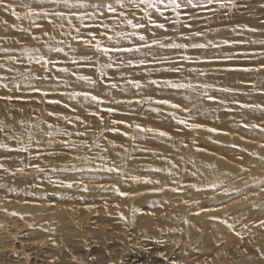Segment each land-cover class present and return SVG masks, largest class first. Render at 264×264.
Instances as JSON below:
<instances>
[{
	"label": "rangeland",
	"instance_id": "374dc122",
	"mask_svg": "<svg viewBox=\"0 0 264 264\" xmlns=\"http://www.w3.org/2000/svg\"><path fill=\"white\" fill-rule=\"evenodd\" d=\"M177 2L0 0V264H264V0Z\"/></svg>",
	"mask_w": 264,
	"mask_h": 264
},
{
	"label": "snow or ice",
	"instance_id": "6c2138e0",
	"mask_svg": "<svg viewBox=\"0 0 264 264\" xmlns=\"http://www.w3.org/2000/svg\"><path fill=\"white\" fill-rule=\"evenodd\" d=\"M64 2H65V4H67V0H64ZM129 2L132 3V4H136L137 7L143 6L144 15L147 16L148 15L147 9L156 8L158 5L164 3V0H129ZM187 2L189 4H192L193 0H187ZM212 2H213V0H208V3H212ZM229 2H230V0H229ZM165 6L166 7L171 6L174 9H179L181 7V5L177 2V0H168V4L165 5ZM221 6L223 7V2H221ZM76 7H78L79 9H84L85 11H83L82 13L73 12V13H71V15H75L76 18L78 20H80L82 22L83 26H85V27H93V26L101 27V26H103L102 22L100 24H95V25L84 24L85 17H87V19H89V20H100L101 16H103L104 12H107L109 14L116 13V10L112 7L111 3H108L106 5L103 4V3H97V4L91 5V7L96 10L95 13H89V12L86 11V9L89 7L88 4L80 3ZM5 8L7 9V5H5ZM13 15H15V12H13ZM35 15L40 16V17H45V18H47V17H49L51 15H54V16H57V17H64L65 13L61 12V11H55V12H52V13L41 11V12L35 13ZM118 15H123V13H120ZM49 22H51V21H49ZM69 23H71V21H69ZM127 24L130 27L137 28V29L141 28V27H145V25H143L141 23L133 24V22L131 20H128ZM155 26L163 27V25H155ZM248 30L249 31H255V29H248ZM77 31H79V30L77 29ZM104 34H105L104 32L100 33V35H104ZM79 39H80V42H85L84 37H80ZM92 39L95 40V35L92 36ZM108 39L111 40L112 37L109 36ZM139 40L141 42H143L145 40V37L143 35H140L139 36ZM86 46H94L97 51H102L104 54H108L109 52L131 53L133 51H139L140 50L139 47H137L135 49H133V48H124V47H116V48L103 47L102 48L99 42L95 43V45H86ZM142 46L143 47H151V45H149L147 43L142 44ZM161 47H164V46L161 45ZM169 47L181 48L182 45H180V44H172ZM193 47H195V48H203V47H205V45H203V44H193ZM56 51H60V49H56ZM26 54H27V52H26ZM36 62L40 63L42 65H46V64L50 63V61L45 60L42 57H38L36 59ZM131 63L132 62L129 61V64H131ZM145 63H146V61H140V64H145ZM176 71H179V69H176ZM243 71H251V69L245 68V69H243ZM83 79H87V78L85 77ZM129 83H133V86L135 88H137V89H139L141 87V84L139 82L129 81ZM151 83L152 84H157V81L153 80V81H151ZM163 84L166 87L172 88V89H181V88H185L186 87V85H184V84L172 83L171 81H164ZM204 87H208V85H205ZM222 91H228V89H222ZM41 94L46 96L48 93L44 92V93H41ZM72 95H73V97H78V96L82 95L85 100H91V101L96 102L98 104H102L103 103V100H101L100 98H98L95 95H91L88 92H83V93L75 92ZM9 99H11V98L9 97ZM209 99H212V97H209ZM155 103L166 105V106L171 107V108H178L179 107V105L170 103L166 99L156 100ZM240 107H242V108L243 107H251V105H243V104H241ZM256 107H260V106L257 105ZM107 111L111 112L113 110L112 109H107ZM49 115H52V113H49ZM113 123H117V121H113ZM179 123H184V121H179ZM49 127H51V125H49ZM136 127H137V130L140 131V132H152L153 131V129H151V128L145 129V128L140 127L139 125H137ZM192 127L193 128H199V127H201V125H192ZM252 127H256V126L253 125ZM208 131H215V130L214 129H208ZM260 131H264V128H261ZM49 135H51V133H49ZM158 135L163 137V136H166L167 134L165 132H163V131H160L158 133ZM262 146H264V145H262ZM0 147H4V146L0 145ZM21 150H26V149H21ZM107 170L110 171V172L111 171H117V169H115V168H109ZM67 186L71 187L72 185L68 184ZM206 210H208V209H206Z\"/></svg>",
	"mask_w": 264,
	"mask_h": 264
},
{
	"label": "bare ground",
	"instance_id": "6f19581e",
	"mask_svg": "<svg viewBox=\"0 0 264 264\" xmlns=\"http://www.w3.org/2000/svg\"><path fill=\"white\" fill-rule=\"evenodd\" d=\"M238 23V22H237ZM147 53L152 54V52H150V50H146ZM164 54L163 56H167V53H162ZM133 74V73H132ZM109 75V74H108ZM240 76V75H239ZM160 79V78H159ZM228 80V79H227ZM246 82V81H245ZM147 93V92H146ZM224 99V98H223ZM228 101V100H227ZM148 142V141H147ZM222 152V151H221Z\"/></svg>",
	"mask_w": 264,
	"mask_h": 264
}]
</instances>
